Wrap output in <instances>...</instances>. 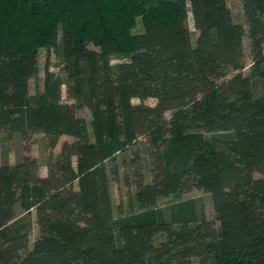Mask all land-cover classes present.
<instances>
[{
    "label": "trees",
    "instance_id": "1",
    "mask_svg": "<svg viewBox=\"0 0 264 264\" xmlns=\"http://www.w3.org/2000/svg\"><path fill=\"white\" fill-rule=\"evenodd\" d=\"M243 5L261 96L227 0H0V136L44 134L51 150L72 138L46 176L30 148L4 154L0 264H264V0ZM42 48L60 74L47 67L30 94ZM141 137L152 179L138 175L139 211L117 215L108 162ZM194 189L210 195L218 237L196 199H179Z\"/></svg>",
    "mask_w": 264,
    "mask_h": 264
},
{
    "label": "rangeland",
    "instance_id": "2",
    "mask_svg": "<svg viewBox=\"0 0 264 264\" xmlns=\"http://www.w3.org/2000/svg\"><path fill=\"white\" fill-rule=\"evenodd\" d=\"M227 6L232 12L233 20L236 23L242 24L245 31V35L243 37L245 68L243 69V73L244 75L249 76L253 79L255 96H261L263 94V88L261 86L260 80L256 76L253 67V56L250 49L248 25L244 14L243 0H227ZM137 21L138 23L135 32L140 33L143 30L141 19H138ZM187 26L192 32V42L195 43L197 31L194 27L192 13H189ZM118 62H122V59H111V64H116ZM60 65L61 58L57 52L53 50L50 51L47 48L40 49L38 58V74L29 82L30 94H35L36 92L42 91L44 89L45 71L47 67H49L51 72L60 74ZM133 102L138 103L137 100H134ZM146 103L154 106L155 101L150 99ZM77 115L87 121L89 132L93 138L91 112L86 108H82L77 110ZM209 136L210 135L208 134L207 137ZM64 141H72V138L69 136H63L59 141L57 147L54 150H51L47 146V139L44 134H37L27 142H23L17 135H14L9 139L2 135L0 136V164H2L5 155H7V158L11 163H15L18 157L24 154L25 150L23 151V147L24 149L30 148V154L35 156L39 161V174L41 176H46L47 162L50 154H53L54 156L58 154L60 146ZM108 163H111L112 169H115L117 172V178L111 182V191L113 195L116 214L126 215L130 214L133 211H139L136 205L135 196V183L137 181L138 175H142L146 183H149L152 179L151 170L153 164L148 148L146 146L145 139L143 137L139 138L134 144L116 154L115 158ZM189 198H194L197 200L199 206L198 209L200 211H203L205 217L212 222L214 233L218 237L220 224L215 220L212 199L210 195L194 189L191 192L185 193L179 197V199ZM179 199L173 196L168 198H160L158 200L157 206L164 208L166 212H168L169 206ZM38 234V228L34 224L33 232L30 237L29 249L32 248L33 242L35 241V239H37ZM163 238L164 236L162 234H158L155 237V243H160ZM196 261L197 260L194 259V262Z\"/></svg>",
    "mask_w": 264,
    "mask_h": 264
}]
</instances>
